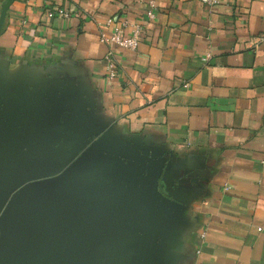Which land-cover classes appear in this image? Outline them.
Segmentation results:
<instances>
[{"label": "crops", "instance_id": "1", "mask_svg": "<svg viewBox=\"0 0 264 264\" xmlns=\"http://www.w3.org/2000/svg\"><path fill=\"white\" fill-rule=\"evenodd\" d=\"M153 1L0 0V202L111 214L98 264H264V0Z\"/></svg>", "mask_w": 264, "mask_h": 264}, {"label": "water", "instance_id": "2", "mask_svg": "<svg viewBox=\"0 0 264 264\" xmlns=\"http://www.w3.org/2000/svg\"><path fill=\"white\" fill-rule=\"evenodd\" d=\"M0 213V264H98L99 237L111 220L88 217L82 207L35 208L20 190L6 191Z\"/></svg>", "mask_w": 264, "mask_h": 264}, {"label": "built area", "instance_id": "3", "mask_svg": "<svg viewBox=\"0 0 264 264\" xmlns=\"http://www.w3.org/2000/svg\"><path fill=\"white\" fill-rule=\"evenodd\" d=\"M139 3H143L146 6L144 12V22L151 21L155 16V3L153 0H138ZM207 7H215L220 4V0H200ZM51 14H49L50 16ZM63 17H67L66 13H62ZM111 29V33L107 35L106 30ZM144 29L143 22L139 21H128L125 18H109L104 23L98 26L99 30V42L108 46L110 50L104 57L106 63L107 75L110 79L115 77L116 64L115 58L113 57V52L111 47H116L124 51H135L139 45L140 39L142 37V32ZM127 31V36H124V32ZM259 41L264 40V35L258 37ZM208 58L205 57L203 61H206Z\"/></svg>", "mask_w": 264, "mask_h": 264}]
</instances>
